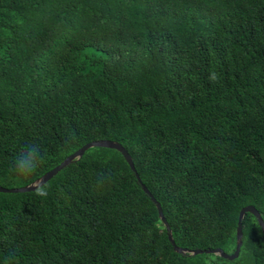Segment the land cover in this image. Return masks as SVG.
Masks as SVG:
<instances>
[{
  "label": "trees",
  "instance_id": "obj_1",
  "mask_svg": "<svg viewBox=\"0 0 264 264\" xmlns=\"http://www.w3.org/2000/svg\"><path fill=\"white\" fill-rule=\"evenodd\" d=\"M133 157L181 247L233 253L264 219V0H0V184L87 142ZM38 144L43 163L18 177ZM37 189L0 192V264H264L175 251L120 151L96 146Z\"/></svg>",
  "mask_w": 264,
  "mask_h": 264
},
{
  "label": "water",
  "instance_id": "obj_2",
  "mask_svg": "<svg viewBox=\"0 0 264 264\" xmlns=\"http://www.w3.org/2000/svg\"><path fill=\"white\" fill-rule=\"evenodd\" d=\"M96 146H102V147H109V148H114L117 149L122 153V155L125 157L126 161L129 163L130 167L136 172L137 178L139 182L142 184V187L146 193L149 194L151 197L152 201L156 203V206L158 208L159 216L161 220L163 221L167 231H168V237L170 241L172 242L175 251L183 253V254H192V255H197L201 253H215L219 254L220 256L228 259H235L239 256L240 254V249L242 246V236H243V219L244 216L247 212L253 213L262 227L264 231V219L259 212V210L252 204L244 206L239 213L238 217V226H237V243H236V248L233 253H228L226 252L223 248L217 247V248H207V249H189L186 247H181L178 245L174 239L173 232L171 225L169 224L166 216L164 215L163 208L161 203L156 199V197L153 195V193L149 190V188L142 182L140 175L136 171V167L133 161L132 155L129 153L127 148L114 140L111 139H103V140H93L90 142H87L83 146H81L79 149H77L75 152L71 153L68 155L61 163H59L57 166L52 168L51 170L47 171L44 173L41 177L36 179L34 182L20 186V187H6L0 184V192H9V193H17V192H24V191H32L36 190L39 185H44L47 181H49L53 176H55L58 172H60L65 166L69 165L73 161L81 158L83 154L91 147H96Z\"/></svg>",
  "mask_w": 264,
  "mask_h": 264
},
{
  "label": "clouds",
  "instance_id": "obj_3",
  "mask_svg": "<svg viewBox=\"0 0 264 264\" xmlns=\"http://www.w3.org/2000/svg\"><path fill=\"white\" fill-rule=\"evenodd\" d=\"M43 163L41 149L38 144H31L26 149L19 152L14 159V171L22 179L33 176L37 169ZM40 197H46L48 192L44 185L37 187V193Z\"/></svg>",
  "mask_w": 264,
  "mask_h": 264
}]
</instances>
